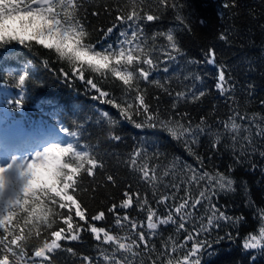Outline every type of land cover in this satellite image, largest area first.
Here are the masks:
<instances>
[{
  "label": "snow or ice",
  "instance_id": "1",
  "mask_svg": "<svg viewBox=\"0 0 264 264\" xmlns=\"http://www.w3.org/2000/svg\"><path fill=\"white\" fill-rule=\"evenodd\" d=\"M220 7L224 20L245 5ZM188 8V0H0V47L34 50L41 63L30 62L32 70L82 82L85 95L115 109L93 105L24 156L0 147V264H201L222 228L239 233L247 223L219 196L236 190L237 166L259 169L264 180V86L258 93L254 80L241 81L214 43L199 56L186 51ZM248 15L256 19L255 9ZM234 35L222 28L215 38L230 45ZM247 71L264 74V66L249 60ZM30 80L41 83L25 67L0 82L21 89L17 108ZM126 125L142 134L121 151ZM258 223L240 237L245 250L264 251V208Z\"/></svg>",
  "mask_w": 264,
  "mask_h": 264
},
{
  "label": "trees",
  "instance_id": "2",
  "mask_svg": "<svg viewBox=\"0 0 264 264\" xmlns=\"http://www.w3.org/2000/svg\"><path fill=\"white\" fill-rule=\"evenodd\" d=\"M245 7L241 10V15L229 19L227 16L224 20L220 18L221 0H188L190 8L185 9V13H192L193 31L184 35V44L186 51L192 55L199 56L200 49L203 46L214 43L220 50V58L236 67V75L241 81L254 80L257 84L258 93L261 92L264 86V74L262 71H247V62L251 60L258 66H264V32L261 31L260 25L264 24V4L261 0H242ZM255 9V17L253 19L248 15V9ZM227 12V10H223ZM203 19L207 23L201 24L199 21ZM164 25H171L173 17L167 15L162 22ZM233 27L235 35L232 37L230 45L224 44L215 38V34L222 28ZM14 47L15 50L8 56L6 55L0 60V82H2L9 72H14L16 66L24 65L26 61L39 65L41 59L37 57L34 50L20 45L18 42L5 44L0 47V56L2 52ZM41 55L47 52L45 49H40ZM53 64H57L56 59L52 58ZM26 65H24L25 69ZM22 69V70H23ZM30 76L41 81L38 85H34L31 80L27 82L23 90V106L18 110L15 106V101L21 96V89L15 86H3L0 84V89L10 90L13 94L20 92L19 97H14L11 107L12 115H16L20 121L25 122L28 126H67L72 127V121L79 118L84 119V114H92V106L111 110L115 113L110 105L100 104L98 101H93L90 96L85 95V89L82 82H77L73 85L71 82L65 83L63 79H57L53 71L44 69L42 66L35 70H30ZM21 71V70H20ZM16 75L19 74L15 73ZM258 102L252 106V110L260 111ZM15 109H17L15 111ZM81 109L83 111H81ZM224 112L223 104L221 103V114ZM195 114V113H194ZM92 131L98 132L95 127ZM141 130L135 129L131 125H126L123 135L126 143H122L119 148L121 151L131 147L135 141L133 137L141 135ZM111 147L110 145H105ZM178 153L183 150L177 147ZM186 159V153H183ZM230 157L225 155L218 159L216 163L220 165L221 170H224L225 164ZM259 160V158L257 157ZM236 178L237 184L234 192L221 193L219 203L222 206H227L229 214L241 215L246 218L247 223L242 224L239 228V233L236 229H230L227 226L219 231L221 239L214 242L210 247L205 248L201 253V264H264V251L245 250L243 238L255 229L258 232L259 209L264 208V180L261 179L260 170L256 169L250 172L247 166H237L232 172ZM247 184V191L244 183ZM249 200L252 205L249 206ZM232 231L235 234L234 239L224 238L225 233ZM216 232L214 231L209 237L215 241ZM241 237V238H240ZM75 244V242H73ZM255 256V259H251Z\"/></svg>",
  "mask_w": 264,
  "mask_h": 264
},
{
  "label": "rangeland",
  "instance_id": "3",
  "mask_svg": "<svg viewBox=\"0 0 264 264\" xmlns=\"http://www.w3.org/2000/svg\"><path fill=\"white\" fill-rule=\"evenodd\" d=\"M1 103H2V101L0 100V104H1ZM13 129H18V128H13ZM18 130H21V129H18ZM49 131H51V130H49ZM61 136H62V135H61ZM61 136H60V137H61ZM52 139H53L52 137H50V138H49V143H51V142H54V141H55V140H53V141H52ZM2 155H3V154H2V153H0V156H2Z\"/></svg>",
  "mask_w": 264,
  "mask_h": 264
},
{
  "label": "bare ground",
  "instance_id": "4",
  "mask_svg": "<svg viewBox=\"0 0 264 264\" xmlns=\"http://www.w3.org/2000/svg\"><path fill=\"white\" fill-rule=\"evenodd\" d=\"M3 134H4V136L7 137V138H8L9 136L12 135V133H10V132L3 133ZM19 136H21V133H19L18 137H19Z\"/></svg>",
  "mask_w": 264,
  "mask_h": 264
}]
</instances>
